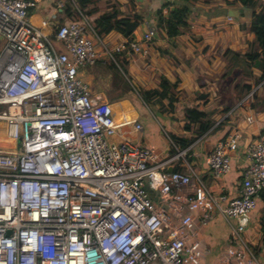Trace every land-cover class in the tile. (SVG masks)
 Instances as JSON below:
<instances>
[{
	"label": "built area",
	"instance_id": "obj_1",
	"mask_svg": "<svg viewBox=\"0 0 264 264\" xmlns=\"http://www.w3.org/2000/svg\"><path fill=\"white\" fill-rule=\"evenodd\" d=\"M35 4L0 0V264H205L196 214L202 227L218 214L230 226L213 264H258L239 219L264 191V130L246 149L238 197L213 194L193 170L169 171L188 150L165 159L123 138L113 106L80 77L99 48L114 62L149 48L130 39L111 48L84 16L45 33L30 19ZM240 138L231 133L207 156L215 179L231 171Z\"/></svg>",
	"mask_w": 264,
	"mask_h": 264
},
{
	"label": "crops",
	"instance_id": "obj_2",
	"mask_svg": "<svg viewBox=\"0 0 264 264\" xmlns=\"http://www.w3.org/2000/svg\"><path fill=\"white\" fill-rule=\"evenodd\" d=\"M35 2L30 8V19L45 33L54 34L62 23L76 20L66 13L69 5L79 9L76 0ZM179 2L90 0L84 9L89 13L90 22L104 13H117L118 19L128 18L125 22L134 20L139 24L128 38L126 31L118 30L100 36L105 44L114 48L126 39L135 40L148 47L149 53L126 50L116 54L114 62L99 48L101 58L96 64L81 68L80 77L89 84L93 97L113 106L118 130L132 143L150 146L163 158L170 159L178 149L170 134L197 137L187 148L186 156L169 164L168 170H193L213 194L232 199L240 194L247 165L246 149L260 139L264 130V68L260 61L257 64L247 57L251 52L260 51L256 35L250 30L251 11L239 3L231 5L229 0H191L189 27L177 37L169 38L165 30L159 29L156 13L166 3L173 6ZM230 10L239 11V17L232 16L233 20H229ZM164 14H167L166 8ZM153 27L155 37L144 43L143 34ZM122 68L139 91L152 93L153 105H147L141 96L117 84L116 73L124 71ZM202 94L207 96L200 98ZM118 103L122 106H117ZM151 106L162 115L156 114ZM189 108L205 113L209 128L200 136V123H195L191 130L185 129ZM249 117L253 120L249 121ZM136 123H141L143 130L137 131ZM235 131L241 138L239 149L231 154V171L215 179L207 156L219 140ZM227 204L222 201L220 205ZM196 217L199 238L207 250L205 264H213L228 247L230 226L220 214L205 227L200 225V215ZM263 223L264 191L257 198L256 209L249 214L244 232L258 264H264Z\"/></svg>",
	"mask_w": 264,
	"mask_h": 264
},
{
	"label": "trees",
	"instance_id": "obj_3",
	"mask_svg": "<svg viewBox=\"0 0 264 264\" xmlns=\"http://www.w3.org/2000/svg\"><path fill=\"white\" fill-rule=\"evenodd\" d=\"M79 3V9L69 5L66 13L69 17H74L79 20L83 16L88 18L89 13L84 11L90 0H76ZM179 4L173 6L169 3L157 11L158 27L165 30L169 38H175L189 27L188 20L192 15L189 3L191 0H178ZM229 4L239 3L242 7L251 11V24L250 30L256 35L258 48L260 51L251 52L247 54L251 62L260 61L262 68H264V3L262 0H229ZM167 9V14H164V9ZM138 21L141 19L136 18ZM126 19H118L117 13H104L94 21L91 22L94 30L99 36L109 34L113 30H118L122 33L126 31L124 22ZM63 25V23L61 24ZM124 67V66H123ZM125 73L126 69L122 68ZM264 77V76H263ZM167 82V81H166ZM151 92L142 90L140 96L143 98L147 105H153L151 101ZM185 129L191 130L195 123L201 124V129L198 136L202 135L209 128L205 122V113L197 110L196 108H189L186 110ZM171 139L176 143L178 149L189 148L197 139V137H178L175 134H170ZM180 170V169H178ZM183 171V170H182Z\"/></svg>",
	"mask_w": 264,
	"mask_h": 264
},
{
	"label": "rangeland",
	"instance_id": "obj_4",
	"mask_svg": "<svg viewBox=\"0 0 264 264\" xmlns=\"http://www.w3.org/2000/svg\"><path fill=\"white\" fill-rule=\"evenodd\" d=\"M2 47H3V41L0 40V50L2 49ZM116 78L118 82L117 84L121 85L123 89L125 88L126 90H129L130 92H132V94H135L138 97L140 96V91H139L140 89L134 86L132 80L127 76V74L124 71L118 70V72L116 73ZM116 105L119 107L122 106L121 103H118ZM5 109H7V106H0V113H2ZM22 141H23V138H21L19 141L20 147H21ZM21 150H23V148H21Z\"/></svg>",
	"mask_w": 264,
	"mask_h": 264
},
{
	"label": "water",
	"instance_id": "obj_5",
	"mask_svg": "<svg viewBox=\"0 0 264 264\" xmlns=\"http://www.w3.org/2000/svg\"><path fill=\"white\" fill-rule=\"evenodd\" d=\"M229 14L231 16L236 17V18L239 17V11H237V10H230L229 11ZM138 25H139L138 22H135L134 20H129V21L125 22V26H126L125 37L128 38L134 32V30L137 28ZM256 63L259 64L260 62L259 61H256ZM206 96H207V94H202L200 96V98H204ZM151 107H152L153 111L156 114H158L159 116L162 115L160 112H158L156 110V108L154 106H151ZM173 170H174V168H170V171H173ZM239 221L241 222V224H243L246 227L247 226V223L249 221V215H247V214L246 215H242L240 217Z\"/></svg>",
	"mask_w": 264,
	"mask_h": 264
},
{
	"label": "bare ground",
	"instance_id": "obj_6",
	"mask_svg": "<svg viewBox=\"0 0 264 264\" xmlns=\"http://www.w3.org/2000/svg\"><path fill=\"white\" fill-rule=\"evenodd\" d=\"M116 116V115H115Z\"/></svg>",
	"mask_w": 264,
	"mask_h": 264
}]
</instances>
